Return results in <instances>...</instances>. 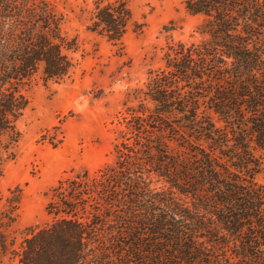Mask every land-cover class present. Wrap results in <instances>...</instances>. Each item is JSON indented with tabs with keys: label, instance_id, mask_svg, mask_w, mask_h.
Segmentation results:
<instances>
[{
	"label": "trees",
	"instance_id": "obj_1",
	"mask_svg": "<svg viewBox=\"0 0 264 264\" xmlns=\"http://www.w3.org/2000/svg\"><path fill=\"white\" fill-rule=\"evenodd\" d=\"M185 7L192 15L208 18L205 33L210 40L196 47H171L166 70L149 81L146 95L156 117L184 114L187 105L178 92L206 76L214 78V113L221 123L214 129V182L208 183L214 194V264H264V185L254 182V151L264 152V0H185ZM130 21L124 2H98L88 30L120 43ZM72 49L46 3L0 0V178L20 139L17 124L29 106L22 91L39 75L45 85L64 81L73 67L66 53ZM188 112L195 117L194 110ZM144 116L150 115L129 111L125 120L143 135L151 128ZM132 171L125 160L118 170L106 168L93 175L84 171L60 181L47 207L53 221L28 231L16 252L17 264H104L96 257L105 246L99 237L104 219L120 221L122 207L131 220L135 217ZM207 171L212 177L213 171ZM8 205L0 212L3 251L8 247L5 231L16 222L20 194ZM181 219L150 214L136 223L150 231L146 241L129 231L128 241L116 237L115 242L118 248L127 244L123 251L129 259L137 258L136 264L206 262L205 252ZM144 245L150 251L141 254ZM145 254L151 259L142 257Z\"/></svg>",
	"mask_w": 264,
	"mask_h": 264
},
{
	"label": "rangeland",
	"instance_id": "obj_2",
	"mask_svg": "<svg viewBox=\"0 0 264 264\" xmlns=\"http://www.w3.org/2000/svg\"><path fill=\"white\" fill-rule=\"evenodd\" d=\"M36 1L46 3L58 19L61 34L73 47L66 52L73 67L64 81L45 85L39 75L22 91L29 106L17 124L20 139L13 156L2 167L0 212L8 210L17 193L20 205L15 224L5 231L8 247L0 248V264H17L16 252L28 231L51 224L47 207L60 181L84 171L118 170L125 160L133 170L135 217L131 220L122 207L121 222L104 219L99 237L105 246L96 257L104 264H136L137 258L129 259L123 251L127 244L118 248L116 237L126 242L130 231L146 241L150 231L138 221L150 214L175 215L183 216L186 232L206 254L208 260L197 264H214V194L208 183L214 182V129L221 127L214 113V78L206 76L181 92L175 89L187 105L184 114L156 117L146 95L149 81L166 70L171 47H196L210 40L208 18L190 14L185 0ZM98 2H124L129 8L131 21L120 43L88 30ZM129 111H145L151 128L135 133L125 120ZM254 156V182L264 185V152L254 151ZM139 250L142 254L150 248Z\"/></svg>",
	"mask_w": 264,
	"mask_h": 264
}]
</instances>
